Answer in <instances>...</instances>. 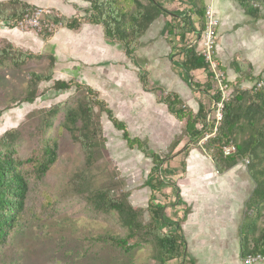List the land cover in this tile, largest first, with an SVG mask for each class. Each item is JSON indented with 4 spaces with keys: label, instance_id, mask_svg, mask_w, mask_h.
Listing matches in <instances>:
<instances>
[{
    "label": "rangeland",
    "instance_id": "obj_1",
    "mask_svg": "<svg viewBox=\"0 0 264 264\" xmlns=\"http://www.w3.org/2000/svg\"><path fill=\"white\" fill-rule=\"evenodd\" d=\"M7 1L10 0H0V3ZM18 1L34 7L32 12L35 13L26 14L36 18L39 28L25 23L21 26L18 24L21 20L14 27L0 24V47L11 45L22 52L41 55L43 60L34 61L21 70L0 66V137L9 130L18 129L21 137L16 150L20 156H28L37 145L34 132L43 111L58 104L74 103V88L55 92L53 82L59 80L91 87L114 116L126 124L131 137L147 142L150 152L164 156L179 140L180 144L170 156L169 170L173 172L168 178L191 209L181 224L186 245V257L181 260L193 259L194 264H243L238 253L239 238L244 235L246 248L251 251L264 228V204L258 215L253 210H245V203L255 188L248 169L250 166L256 172L264 169V136L253 162L246 164L247 159H243L225 174H217L203 146L219 125L215 117L221 107L182 80L181 71L174 64L180 56L170 49L172 39L160 35L165 18L161 16L155 20L139 40L135 52L138 66L125 57L120 45L105 42L100 26L84 24L82 29L70 31L45 18L46 15L82 17L88 5L81 0ZM162 5L168 10L186 9L177 1L162 0ZM256 7L260 11L257 21L244 15L241 9L223 19L213 14L207 17L209 29L197 43L199 51L210 55L215 41L214 85L222 91L224 102L232 97L236 85L241 91H250L255 90L258 82H264V63L247 61L258 56L259 50L255 48L264 44V6ZM207 12H211L209 7ZM44 35L50 37L43 39ZM50 45H60V53H56L60 63L58 67L54 65L52 80L38 86V97L32 104L18 103L26 90L27 73L44 72L47 59L52 56L48 53ZM234 62L244 67L246 73L250 70L254 80L238 83ZM217 65L225 70L227 88L221 84L222 74ZM141 68L147 71L152 87L158 84L165 92H178L193 113L199 102L205 104L209 109L207 122L214 120L212 134H205V138L194 145L187 143L183 137V123L168 114L154 93L142 91L138 80ZM191 76L201 85L206 82L204 72L191 73ZM63 111L54 119L53 129L48 133L59 141L57 161L40 183L31 186L23 223L4 246H0V264H158L152 242H144L130 253L95 242V238L107 235L124 237L125 231L116 214L94 212L86 200L88 193L95 190L109 191L114 198L127 196L128 203L141 209L147 221L150 191L145 181L151 167L150 159L136 149H129L107 116L95 110L105 150L88 175L77 177L84 156L68 134L64 131L58 134ZM244 133L235 136L232 143L235 145L251 137ZM187 145L190 150L184 155L181 149ZM183 162L185 172L180 168ZM156 199L165 204V213L170 219L182 218L185 208L181 204L171 206L175 200L170 188L156 194ZM250 221L252 224L246 231ZM178 263L179 260H173L166 264Z\"/></svg>",
    "mask_w": 264,
    "mask_h": 264
},
{
    "label": "trees",
    "instance_id": "obj_2",
    "mask_svg": "<svg viewBox=\"0 0 264 264\" xmlns=\"http://www.w3.org/2000/svg\"><path fill=\"white\" fill-rule=\"evenodd\" d=\"M81 1L88 5L82 17L47 15L45 18L51 24L70 31H78L84 24L100 26L105 40L120 45L125 57L133 63H135L139 40L150 25L163 16L166 21L161 34L174 41L175 45L171 50L180 56L175 64L183 73L184 80L197 93L208 97L211 103H222L221 121L213 136L208 137L203 146L216 172L222 174L243 159H247L249 164L258 157L257 146L264 136V88L241 91L238 89L239 85H236L232 97L226 102L222 101V91L214 85L215 73L206 56L198 50L197 43L207 27V6L204 0H167L177 1L185 6L186 9L183 11L165 9L162 0ZM235 1L248 17L256 21L260 18V11L255 6H264V0ZM33 10V6L18 0L0 3V24L14 27L26 13ZM49 37L50 35H44L43 39ZM192 41L196 42L192 43ZM214 47L215 41L211 46V59L214 58ZM41 60L43 56L22 52L11 45L0 47V66L21 70L30 63ZM47 62L44 72L27 73L26 90L18 103L32 104L38 97V86L52 80L54 57L49 56ZM217 68L222 74L221 84L227 88L229 85L224 76V69L219 65ZM233 68L238 75V83L254 80L250 70L246 73L244 67L238 63L234 62ZM140 71L138 80L143 91L154 93L167 111L183 123V137L187 143L191 142L194 145L205 138V134H212L214 120L207 122L209 109L205 104L199 102L196 113H193L178 95L152 87L147 71L142 68ZM199 71L204 72L206 76V82L202 85L193 81L191 76V73ZM71 88L75 90V100L72 105L58 104L43 111L34 132L37 145L28 156L22 157L16 150L18 139L21 137L18 129L9 130L0 137V246H4L23 223L31 186L40 183L57 161L59 141L53 136L49 137L48 133L53 129L54 119L61 110H64V115L58 127V134L63 131L68 134L84 156L82 170L77 177L88 175L94 168L105 150L102 127L95 111L98 110L104 113L112 126L121 133L129 149H136L150 159L151 167L145 181V186L150 191L146 209L147 221L144 220V212L141 209L134 208L128 203L127 196L114 198L106 190L88 193L86 200L92 210L102 214H116L121 228L125 231L124 237L107 235L97 237L94 241L110 245L123 253L132 252L144 242H152L158 264H166L173 260H179L178 264H194L193 259L184 262L181 260L186 257H183L185 240L181 224L188 215L189 208L183 206L185 212L182 218L172 220L165 213V204L157 202L156 199V194L170 188L175 200L171 206L182 204L177 186L168 178L169 172L172 173L169 170L170 156L180 144L179 140L172 144L170 152L164 156L150 152L145 142L130 137L125 124L113 116L106 103L90 87L59 80L54 81L52 85V90L55 92L68 91ZM243 131L251 137L235 144L236 152L224 157L221 148L232 143L235 136L242 134ZM189 150L187 145L181 149V152L188 155ZM180 168L181 172L185 171L184 162L181 163ZM251 168L252 166L248 169V173L255 188L245 203V210H253L258 215L261 204H264V169L256 172ZM262 217L264 218V215ZM251 224V221L247 223L246 231ZM243 236L240 240V258L244 260L248 255H260L264 258V228L253 242L251 251L246 248Z\"/></svg>",
    "mask_w": 264,
    "mask_h": 264
},
{
    "label": "crops",
    "instance_id": "obj_3",
    "mask_svg": "<svg viewBox=\"0 0 264 264\" xmlns=\"http://www.w3.org/2000/svg\"><path fill=\"white\" fill-rule=\"evenodd\" d=\"M205 1V6H207V7H209V10L211 11V13L213 14V15H215V16H217L218 18H225V17H228V16H231V15H233L234 14V12H237V11H240L239 9H241L240 7H239V5L237 4V2H233V1H231V0H204ZM236 6H238V7H236ZM242 10V9H241ZM243 11V10H242ZM243 13H244V11H243ZM244 15H246L245 13H244ZM247 16V15H246ZM166 21V20H165ZM165 21H164V23H165ZM84 26V25H83ZM82 26V27H83ZM85 26H88V27H90V26H94V27H99V26H95V25H85ZM163 26H164V24H163ZM82 27L80 28V29H82ZM101 28V27H100ZM162 29H163V27H162ZM162 29H161V31H160V35H162L161 34V32H162ZM101 30H102V28H101ZM102 33H103V30H102ZM164 36V35H163ZM103 37H104V34H103ZM104 40H105V38H104ZM105 42L107 43V44H115V43H109V42H107L106 40H105ZM196 42V41H195ZM192 43H194V41H192ZM173 45H175V43L172 41V44H170V49H171V47L173 46ZM51 47H48V49H49V51H48V53H50L53 57H54V60H55V67H58V65H59V63H60V59H58V56H57V54L56 53H60V45H58V46H54V45H50ZM46 48V47H45ZM54 49H55V51H54ZM56 49H57V51H56ZM257 51L259 50V52H258V56H255V58L254 57H251V58H249L247 61H249V62H251L252 64L253 63H258V62H260V63H264V44H261L259 47L257 46L256 48H255ZM174 52V51H173ZM124 53V52H123ZM171 57H173V56H171ZM174 64H175V61H174ZM139 65V64H138ZM176 65V64H175ZM140 66V65H139ZM221 67V66H220ZM179 68V67H178ZM223 68V67H222ZM224 69V68H223ZM145 70V69H144ZM146 71V70H145ZM181 71V70H180ZM225 71V70H224ZM181 74H182V80L186 83V84H188L185 80H184V75H183V73L181 72ZM85 86H87V85H85ZM89 87V86H88ZM155 87H158V88H160V89H162L163 91H165L164 90V88H162V87H160V85H158V84H156V86ZM91 88V87H90ZM92 89V88H91ZM93 90V89H92ZM142 91H143V89H142ZM195 91V90H194ZM96 92V91H95ZM144 92H146V91H144ZM196 92V91H195ZM170 93H174V94H176V95H178L179 96V93L178 92H176V91H170ZM98 94V93H97ZM179 98L181 99V97L179 96ZM182 100V99H181ZM183 101V100H182ZM183 103H184V101H183ZM185 104V103H184ZM168 112V111H167ZM113 113V112H112ZM168 114L170 115V116H172L175 120H177L172 114H170L169 112H168ZM113 116H114V114H113ZM115 117V116H114ZM116 118V117H115ZM117 119V118H116ZM119 120V119H118ZM120 121V120H119ZM178 121V120H177ZM122 122V121H121ZM179 122V121H178ZM123 123V122H122ZM180 123H182V122H180ZM125 124V123H124ZM125 126H126V124H125ZM126 129H127V126H126ZM127 131H128V129H127ZM129 133V132H128ZM131 137V136H130ZM132 138H136V137H132ZM137 139H139V138H137ZM140 140V139H139ZM124 141V140H123ZM142 141V140H141ZM143 142H145L146 144H147V142L146 141H143ZM148 146V145H147ZM149 148V147H148ZM232 169V168H231ZM231 169H229V170H227V171H225L224 173H222V174H218V175H223V174H225L226 172H228V171H230ZM185 171H186V166H185ZM184 171V172H185ZM173 172V171H172ZM169 175H171L170 174V172H169ZM169 175H168V177H169ZM178 188V187H177ZM178 192H179V189H178ZM179 197H180V199H181V205L182 206H186V207H188L189 208V210L191 211V209H190V207L189 206H187L186 205V203L182 200V198H181V195H180V192H179ZM239 208V207H238ZM190 211H189V213H188V215L190 214ZM239 212V211H238ZM187 215V216H188ZM186 216V217H187ZM181 228H182V225H181ZM182 234H183V228H182ZM183 238H184V236H183ZM184 240H185V238H184ZM240 240H241V238H239V242H238V253H239V256H240V250H241V244H240ZM185 247H186V245H185ZM186 250V249H185ZM244 264V263H243Z\"/></svg>",
    "mask_w": 264,
    "mask_h": 264
},
{
    "label": "built area",
    "instance_id": "obj_4",
    "mask_svg": "<svg viewBox=\"0 0 264 264\" xmlns=\"http://www.w3.org/2000/svg\"><path fill=\"white\" fill-rule=\"evenodd\" d=\"M256 7V6H255ZM37 11V10H36ZM210 11V10H209ZM35 12H32L31 14H33ZM40 13V12H39ZM47 16V15H46ZM213 15L211 12H207V17L211 18ZM23 23L25 24H28L30 27L32 28H39V22L36 20L35 17L33 16H30L29 14H25L21 21L18 23L20 24L21 26L23 25ZM209 28L206 27V31L208 30ZM206 35L207 37H209L208 35V32H206ZM205 56H206V59L207 61L210 63L211 65V69H212V59L210 58V55L208 54H205L203 53ZM264 87V82L263 81H260L256 84V87H255V90H259L261 88ZM223 101V99H222ZM222 108V103H220L219 105V108ZM221 108L218 110V112L216 113V117H215V120H216V123L219 124V122L221 121ZM222 150V155L224 157H228L232 154H234L236 152V148H235V145L233 143H229L227 144L226 146L222 147L221 148ZM245 163L247 164L248 161L246 160ZM243 263L244 264H260V263H264V258L261 257L260 255H255V256H251V255H248L245 257V259L243 260Z\"/></svg>",
    "mask_w": 264,
    "mask_h": 264
},
{
    "label": "water",
    "instance_id": "obj_5",
    "mask_svg": "<svg viewBox=\"0 0 264 264\" xmlns=\"http://www.w3.org/2000/svg\"><path fill=\"white\" fill-rule=\"evenodd\" d=\"M185 256V250H184V255H183V257Z\"/></svg>",
    "mask_w": 264,
    "mask_h": 264
}]
</instances>
